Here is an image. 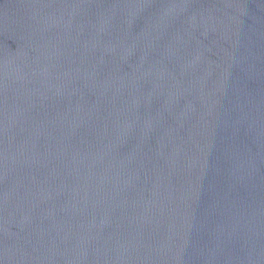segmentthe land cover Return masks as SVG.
<instances>
[{"label": "water", "instance_id": "1", "mask_svg": "<svg viewBox=\"0 0 264 264\" xmlns=\"http://www.w3.org/2000/svg\"><path fill=\"white\" fill-rule=\"evenodd\" d=\"M0 264H264V0H0Z\"/></svg>", "mask_w": 264, "mask_h": 264}]
</instances>
